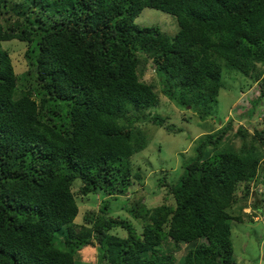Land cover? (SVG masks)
<instances>
[{
  "label": "trees",
  "instance_id": "trees-1",
  "mask_svg": "<svg viewBox=\"0 0 264 264\" xmlns=\"http://www.w3.org/2000/svg\"><path fill=\"white\" fill-rule=\"evenodd\" d=\"M144 8L174 16L178 31L135 23ZM0 18V264H75L93 242L103 251L95 264H235L231 227L240 219L230 207L240 182L264 176V113L252 131L236 128L238 147L227 139L233 119L251 117L264 97V0H0ZM12 39L28 43L32 70L19 76L2 45ZM147 60L168 99L201 120L224 68L254 81L246 115L235 107L200 135L176 180L161 177L174 205L149 207L134 187L132 161L147 146L137 123L172 129L149 116L159 100L140 78ZM77 184L104 199L84 235L73 230ZM117 202L141 231L111 215Z\"/></svg>",
  "mask_w": 264,
  "mask_h": 264
},
{
  "label": "rangeland",
  "instance_id": "rangeland-1",
  "mask_svg": "<svg viewBox=\"0 0 264 264\" xmlns=\"http://www.w3.org/2000/svg\"><path fill=\"white\" fill-rule=\"evenodd\" d=\"M135 23L140 26H157L162 32L170 36L174 35L179 28L174 16L152 8H144L135 18ZM2 45L9 52L14 71L18 76L32 70L28 64V59L25 57L28 48L27 42L12 39L2 42ZM154 68L155 66L150 60H147L140 76L142 81L153 83L158 93V105L148 113H150L149 116L159 114L166 117L165 124L172 125V129L168 130L164 125L158 127L147 120L140 121L136 125L146 136L147 146L132 161V170L141 175L134 187L149 207L162 204L174 205V199L169 193L168 187L162 182L163 178L161 177L167 174L166 177L176 180L183 171L181 168L184 162L183 158L193 155V146L200 135L219 129L221 124L234 115L233 111L237 106L240 107L238 112L246 115L247 109L244 107L248 106L250 100L256 96L252 93L254 81L250 77L241 72L224 68L222 87L217 96V102L209 109L205 120H201L196 108L189 105L185 108L178 107L168 99L163 92L165 83L157 77ZM173 90L177 91L178 88H173ZM263 113L264 97L257 103L251 117L233 119V128L228 132L229 136L234 138L227 139V141L234 142L238 147L240 140L233 134L236 128L243 124L252 131L254 125H259ZM263 177L261 173L257 180L249 181L246 185L240 182L235 190L234 203L230 207V213L240 219L239 222L235 219L231 227L235 264H264ZM159 179H161L160 182ZM78 186V184L72 186L79 207L78 214L74 219L73 230L84 235L93 231V225L100 215L104 199L101 192L81 195ZM125 195H132V191H126ZM118 204L117 202L111 215L114 218L121 217L129 220L138 232L141 231L142 222L133 218L124 209L119 208ZM256 206L259 209L255 208ZM112 232L120 236L127 234L125 228L115 227V225ZM62 240L60 238L56 241L58 248H65L62 245ZM205 240V238L200 239V241ZM167 243L170 244L171 240H168ZM189 247L190 244L188 243L182 244L181 248L174 252L175 258L178 259ZM162 249H165V245H162ZM102 253V249L97 246L96 242L87 244L77 251L75 264H95Z\"/></svg>",
  "mask_w": 264,
  "mask_h": 264
}]
</instances>
